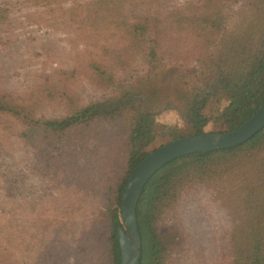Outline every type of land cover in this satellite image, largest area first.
I'll list each match as a JSON object with an SVG mask.
<instances>
[{
  "label": "trees",
  "instance_id": "trees-1",
  "mask_svg": "<svg viewBox=\"0 0 264 264\" xmlns=\"http://www.w3.org/2000/svg\"><path fill=\"white\" fill-rule=\"evenodd\" d=\"M140 2L88 0L70 9V20L81 30L101 33L103 39L99 43L94 39L79 53V60H88L83 68L93 83L111 87L113 70L100 60H114L119 69L125 60L138 56L160 60L163 42L189 32L194 65L191 78L186 81L184 76L187 89L178 102L154 103L144 92H125L81 105L72 89L48 83L21 95L0 91V129L9 131L7 123H16L18 137L47 151L50 168L60 161H78L81 155L91 163L105 151L104 143L93 137L95 126L110 124L107 133L114 137L115 148L108 146L96 159L97 192L106 216L97 221L100 230L105 223L106 237L104 247L97 242L92 249L101 257L96 264H121L119 210L137 165L158 147L184 137L157 123L161 110H177L189 136L206 133L204 128L213 121L222 128L217 133L231 131L264 102V0H196L165 14H141L137 12ZM6 6L7 0H0V25L7 19ZM175 39L178 51L180 41ZM46 101L62 105L64 115L39 116L38 109ZM222 101L226 105L210 118L206 108ZM206 184L219 186L238 204L241 215L225 232L221 251L211 264H264V127L237 147L172 160L147 181L136 206L140 264H172L161 232L163 223L174 205Z\"/></svg>",
  "mask_w": 264,
  "mask_h": 264
},
{
  "label": "rangeland",
  "instance_id": "rangeland-1",
  "mask_svg": "<svg viewBox=\"0 0 264 264\" xmlns=\"http://www.w3.org/2000/svg\"><path fill=\"white\" fill-rule=\"evenodd\" d=\"M84 1L88 0H7V19L0 25V91L21 95L48 83L58 89L69 87L81 105L125 92H144L154 103L178 102L194 65L193 36L177 33L178 51L176 37L167 39L158 51L160 60L138 56L125 60L122 69L114 60H100L111 66L115 78L114 86L103 87L84 70L88 60H79V53L94 39L103 40L101 33L81 30L69 19V10ZM194 1L141 0L137 12L165 14ZM91 35L93 39H86ZM225 105L226 101L209 105L205 113L213 118ZM64 113L62 105L49 101L38 109L44 118ZM156 120L178 134L189 133L175 109L161 110ZM7 124L9 131L0 129V264H96L101 257L92 249L97 242L104 247L106 237L105 223L101 230L97 224L106 216L97 192L96 159L115 148L114 137L107 133L110 124L95 126L93 137L104 143L105 151L91 163L81 155L78 161H60L52 168L46 164L43 147L26 143L16 135L19 126ZM221 129L213 121L204 131ZM240 216L238 204L214 184L185 196L169 211L161 229L171 263L211 264L221 251L225 232Z\"/></svg>",
  "mask_w": 264,
  "mask_h": 264
},
{
  "label": "water",
  "instance_id": "water-1",
  "mask_svg": "<svg viewBox=\"0 0 264 264\" xmlns=\"http://www.w3.org/2000/svg\"><path fill=\"white\" fill-rule=\"evenodd\" d=\"M264 127V102L241 125L228 132L184 136L150 152L135 168L122 194L117 240L121 264H140L141 237L136 206L147 181L164 165L194 152L207 153L242 145Z\"/></svg>",
  "mask_w": 264,
  "mask_h": 264
}]
</instances>
